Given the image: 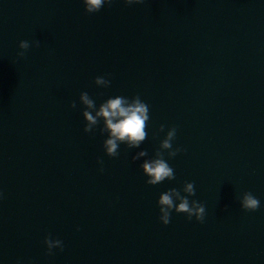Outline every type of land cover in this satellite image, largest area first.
<instances>
[{"label":"water","instance_id":"1","mask_svg":"<svg viewBox=\"0 0 264 264\" xmlns=\"http://www.w3.org/2000/svg\"><path fill=\"white\" fill-rule=\"evenodd\" d=\"M81 92L97 108L139 95L140 147L106 156L102 125L83 131ZM171 127L176 178L150 186L133 157L165 151ZM185 182L203 223L162 224L159 195ZM0 191V264H264V0H113L94 14L81 0H0ZM46 235L63 251L45 255Z\"/></svg>","mask_w":264,"mask_h":264},{"label":"clouds","instance_id":"2","mask_svg":"<svg viewBox=\"0 0 264 264\" xmlns=\"http://www.w3.org/2000/svg\"><path fill=\"white\" fill-rule=\"evenodd\" d=\"M143 2L144 0H123V3L128 6ZM81 3L85 13L94 14L105 6H111L113 0H81ZM31 46L38 48L40 47V42L34 40L31 42ZM29 47L30 43L28 41H20L18 44L20 51L17 52V57L23 58ZM110 83V79L104 76H97L94 79L96 86L109 87ZM79 101L84 109L82 111V117L85 122L83 131L92 133L95 126L102 125L100 133L106 135L102 145L106 156L117 157L121 144L127 145L129 148H139L141 142L147 138L146 126L150 119L149 106L141 100L139 95L131 98L121 95L110 96L98 108L87 92L80 93ZM70 106L75 108L76 103L73 102ZM160 130H164V125L160 126ZM176 132L177 129L175 127L169 128L160 143V148L167 152V159L165 151H158L150 157L146 150H142L133 157V161L143 158L140 169L146 177V184L155 186L165 180H175V170L170 166L168 160L184 151L179 146L173 148ZM97 163L100 165L99 171L102 173L104 170L103 161L97 160ZM194 196L195 187L193 182H185L182 189L172 188L161 193L156 201L159 221L164 225H168L171 214L175 212L177 214H185L188 220H192L194 217L197 222L203 223L206 208L203 202L189 199V197ZM3 198L4 193L0 191V199ZM239 204L242 210L254 212L260 207V200L254 197L252 193L244 192L239 197ZM43 243L46 247L45 255L47 256L53 255V249H58L62 252L64 248L60 239H53L50 235L44 237ZM17 264H21V262L17 261Z\"/></svg>","mask_w":264,"mask_h":264}]
</instances>
